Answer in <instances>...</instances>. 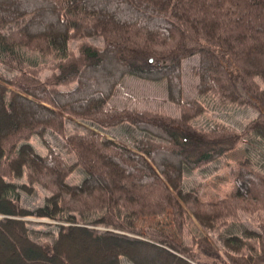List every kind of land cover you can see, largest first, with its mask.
I'll use <instances>...</instances> for the list:
<instances>
[{
    "label": "trees",
    "instance_id": "trees-1",
    "mask_svg": "<svg viewBox=\"0 0 264 264\" xmlns=\"http://www.w3.org/2000/svg\"><path fill=\"white\" fill-rule=\"evenodd\" d=\"M191 56L196 97L183 99ZM126 75L163 80L174 113L109 108ZM233 106L255 115L240 128L196 122ZM33 135L45 154L24 142ZM239 146L230 192L197 200L188 178L214 173ZM75 170L81 180L68 183ZM36 186L49 194L29 209L21 195ZM169 209L174 236L136 222ZM0 215L11 254L0 264H71L75 237L102 252L74 264H264V0H0ZM26 216L62 224L32 229Z\"/></svg>",
    "mask_w": 264,
    "mask_h": 264
},
{
    "label": "rangeland",
    "instance_id": "rangeland-1",
    "mask_svg": "<svg viewBox=\"0 0 264 264\" xmlns=\"http://www.w3.org/2000/svg\"><path fill=\"white\" fill-rule=\"evenodd\" d=\"M72 45V43H71ZM151 62V61H150ZM197 63L196 56H191L189 58L184 59L181 62V79H182V97L183 99H192L196 97L195 93V84L197 82L196 77L191 72V67L195 66ZM97 72L93 71L89 73V80L94 85L99 84V81L103 80L101 74H95ZM126 105H134L137 107L142 108H149V107H157L162 106L170 113H174V110L171 104L167 100L166 96V89H165V82L157 81L151 82L147 80L138 79L132 76H124L122 80L117 84L115 88L114 94L109 98L107 101V106L109 108H120L121 106ZM255 113L249 108H242V107H231L226 108L224 110H214L209 112L207 115L202 116L196 122L200 125H207V123L217 120L218 122H222L228 127L233 128H240L244 125L251 117H253ZM66 125L72 126L77 125L81 128L85 129H92L95 130L93 127L89 126L88 124L82 123L75 119L66 118ZM100 134L105 138H111L110 133H103ZM45 139L48 145L54 149L56 152L61 153L67 160H70L69 156L64 155L61 147H60V140L52 135L49 132L45 133ZM112 139V138H111ZM24 142L30 144L34 151L38 154H45L47 148L42 144L38 136H31ZM244 151L242 146H239L229 152L226 157V161L223 166L215 171L214 173L210 174L209 176L205 177L202 180L197 181L194 179V176H190L188 178V184L192 185L194 188V192L196 194L197 200L202 202H215L217 200L223 199L226 195L230 192L232 188L233 182L235 181L236 172H237V164L242 162L244 159ZM81 172L79 170H75L67 177V182L76 184L78 183L82 176L80 177ZM49 194L48 191L36 186L35 191L32 195H21L22 204L32 209L37 205H41L43 203V199L45 196ZM1 218V215H0ZM24 218H29L32 224H28V227L32 229H39L42 231H50L54 232L55 224H62L56 223L51 221L47 218H39L33 216H26ZM22 218V220H24ZM35 222H44L50 223L48 227L35 225ZM137 224L141 227H153L158 228L167 232L168 234H172L174 236V230L171 226V213L170 209L165 212L160 217H140L137 219ZM70 242V243H69ZM66 244V243H65ZM0 253L1 255L9 256L11 258L10 251L7 247L0 246ZM68 249V254L70 256L69 263L74 264V261L78 255V257H83L84 259L93 258L97 254L99 255L102 251L98 247H94L90 244L87 240L81 237L72 238L70 241L68 240L67 246L64 249ZM97 259V258H96ZM86 260V262H88ZM201 262L206 264H218L221 263L220 259L217 258H202ZM50 264H54L50 263ZM89 264V263H88ZM121 264H128L125 260L122 259Z\"/></svg>",
    "mask_w": 264,
    "mask_h": 264
},
{
    "label": "water",
    "instance_id": "water-1",
    "mask_svg": "<svg viewBox=\"0 0 264 264\" xmlns=\"http://www.w3.org/2000/svg\"><path fill=\"white\" fill-rule=\"evenodd\" d=\"M150 62V61H149ZM24 220H30L29 218H24Z\"/></svg>",
    "mask_w": 264,
    "mask_h": 264
}]
</instances>
